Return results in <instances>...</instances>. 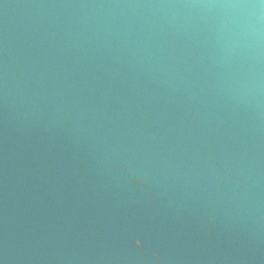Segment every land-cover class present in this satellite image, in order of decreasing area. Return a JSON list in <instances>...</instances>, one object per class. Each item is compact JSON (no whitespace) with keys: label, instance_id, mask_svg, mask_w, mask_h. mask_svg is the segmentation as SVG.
<instances>
[{"label":"water","instance_id":"water-1","mask_svg":"<svg viewBox=\"0 0 264 264\" xmlns=\"http://www.w3.org/2000/svg\"><path fill=\"white\" fill-rule=\"evenodd\" d=\"M0 264H264V0H0Z\"/></svg>","mask_w":264,"mask_h":264}]
</instances>
